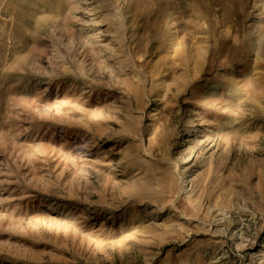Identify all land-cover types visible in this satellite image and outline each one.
I'll return each mask as SVG.
<instances>
[{
  "label": "rangeland",
  "instance_id": "obj_1",
  "mask_svg": "<svg viewBox=\"0 0 264 264\" xmlns=\"http://www.w3.org/2000/svg\"><path fill=\"white\" fill-rule=\"evenodd\" d=\"M0 264H264V0H0Z\"/></svg>",
  "mask_w": 264,
  "mask_h": 264
}]
</instances>
